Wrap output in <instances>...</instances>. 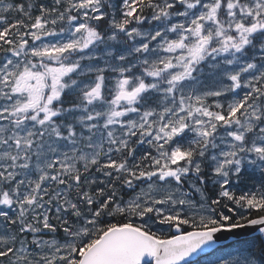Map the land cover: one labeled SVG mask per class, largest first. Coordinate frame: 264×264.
<instances>
[{"label":"snow or ice","instance_id":"obj_1","mask_svg":"<svg viewBox=\"0 0 264 264\" xmlns=\"http://www.w3.org/2000/svg\"><path fill=\"white\" fill-rule=\"evenodd\" d=\"M201 256L264 264V0H0V264Z\"/></svg>","mask_w":264,"mask_h":264},{"label":"water","instance_id":"obj_2","mask_svg":"<svg viewBox=\"0 0 264 264\" xmlns=\"http://www.w3.org/2000/svg\"><path fill=\"white\" fill-rule=\"evenodd\" d=\"M236 231H237V233L240 234L241 238H243V234L247 232V230H236ZM226 235H228V238H227L226 240H223V239H222V240L220 241V243H221L222 245H225V244H227L230 240H235V239L237 238L236 236L231 235V234H226ZM195 258H196V257H193V260H194Z\"/></svg>","mask_w":264,"mask_h":264},{"label":"trees","instance_id":"obj_3","mask_svg":"<svg viewBox=\"0 0 264 264\" xmlns=\"http://www.w3.org/2000/svg\"><path fill=\"white\" fill-rule=\"evenodd\" d=\"M234 240H231L228 244H231ZM199 261V264H207V259L203 256L201 257H197V259Z\"/></svg>","mask_w":264,"mask_h":264}]
</instances>
